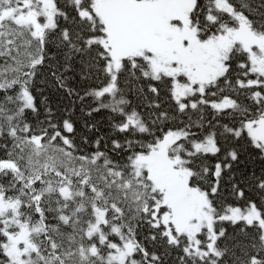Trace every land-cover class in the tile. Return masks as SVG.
Instances as JSON below:
<instances>
[{"label":"snow or ice","instance_id":"obj_1","mask_svg":"<svg viewBox=\"0 0 264 264\" xmlns=\"http://www.w3.org/2000/svg\"><path fill=\"white\" fill-rule=\"evenodd\" d=\"M0 264H264V0H0Z\"/></svg>","mask_w":264,"mask_h":264}]
</instances>
